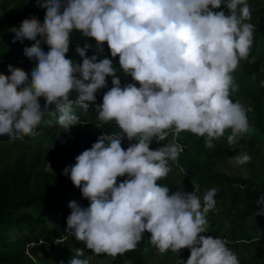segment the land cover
Wrapping results in <instances>:
<instances>
[{
	"label": "clouds",
	"instance_id": "1",
	"mask_svg": "<svg viewBox=\"0 0 264 264\" xmlns=\"http://www.w3.org/2000/svg\"><path fill=\"white\" fill-rule=\"evenodd\" d=\"M37 4L45 10L42 24L33 16L11 29L15 40L34 42L23 51L35 67L30 75L12 65L10 75L0 73V136L37 135L41 123H51L45 117L54 115L53 107L59 113L55 123L68 131L79 123L73 103L85 111L94 105L98 121L114 122L119 129L101 134L63 170L89 202L87 208L76 201L68 205L65 239L72 237L84 245L69 264H92L97 255L133 251L145 232L150 233L152 246L146 264L152 257L153 264H159L158 254L177 255L185 248L190 251L188 259L175 264H239L224 239L203 235L217 189L206 190L202 199L195 185L191 193L169 194L158 181L167 177L169 161H176L183 148L176 142L156 150L149 146L153 138L164 141L173 131L204 137V146L211 149L213 140L227 130L229 145L252 130L249 109L231 99L237 90L232 73L247 60L254 40L247 0H37ZM217 9H226L227 14ZM73 32L96 42L91 57L85 51L91 45L75 48L80 63L66 57ZM105 43L110 56L118 57L120 72L134 83L121 87L112 60L101 58ZM107 77L112 78V87L97 105L96 93L107 86ZM124 138L135 141L126 150L121 146ZM250 159L246 153L231 157L237 166ZM124 176L127 179L117 183ZM256 204V216H264V196ZM155 248L160 253H154ZM85 250L93 255L82 259Z\"/></svg>",
	"mask_w": 264,
	"mask_h": 264
},
{
	"label": "trees",
	"instance_id": "2",
	"mask_svg": "<svg viewBox=\"0 0 264 264\" xmlns=\"http://www.w3.org/2000/svg\"><path fill=\"white\" fill-rule=\"evenodd\" d=\"M13 1V0H12ZM264 0H247L251 8V20L255 26L252 49L247 60L240 61L239 67L232 73L237 90L231 94L233 102H241L246 109L251 131L239 137L235 144L229 145L227 130L223 137L213 140V148L204 146V137L189 132L179 134L169 132L164 141L153 138L150 150H156L170 142L179 143L183 150L176 161H169L171 171L166 178L158 181L169 188V194L179 191L191 193L193 185L199 188L197 195L216 188V205L207 214V231L203 235L219 237L227 242V247L238 257L239 264H264V216H256L259 205L256 201L264 196V169L260 157L255 154L264 147ZM0 0V73L10 75L8 65L31 73L35 62L24 55V48L31 47L33 41L15 40L13 27H19L24 19L36 17L42 24L45 10L38 6L37 0ZM226 9H217L216 11ZM39 39V37H38ZM86 49L91 57L96 42L73 32L66 57L80 63L76 54L77 46ZM45 52L46 44H41ZM112 60L120 78L121 87L134 83L131 77L124 76L119 70L118 57L110 56L107 44L103 45L101 58ZM111 77L106 78L107 86L96 93L95 104H101L103 95L111 87ZM139 87L138 84H136ZM75 93L70 99L75 100ZM39 103L43 108L44 99ZM51 108V106H50ZM73 112L79 117V123L68 131L55 123L59 113L53 107L54 115L46 116L37 128V135L24 136L23 139H10L0 136V264H55L49 256H54L56 264H69L77 248L83 243L68 237L52 244L55 237L66 236V218L70 215L69 203L76 201L83 208L89 206L80 190L75 188L68 176L63 175L65 167L73 165L75 158L87 150L104 133L119 132L114 122L101 123L97 120L94 105L85 111L73 103ZM43 137L42 142L39 137ZM37 139V143L33 141ZM130 143L122 139L125 150ZM238 153L251 157L247 162L246 174L230 172L223 165ZM49 166L47 167V165ZM254 169L255 172L252 170ZM127 179L118 177L117 183ZM58 212V214H56ZM55 213L53 220L50 215ZM41 237V244L32 246L30 253H24L29 240ZM150 233L145 232L143 239L133 251L118 254L115 257L97 255L92 264H146L152 246ZM93 255L85 250L86 258ZM189 249L180 250L178 260L186 261ZM173 260V259H172ZM175 264V263H174Z\"/></svg>",
	"mask_w": 264,
	"mask_h": 264
},
{
	"label": "rangeland",
	"instance_id": "3",
	"mask_svg": "<svg viewBox=\"0 0 264 264\" xmlns=\"http://www.w3.org/2000/svg\"><path fill=\"white\" fill-rule=\"evenodd\" d=\"M11 2L10 3H13L14 1H16V0H10ZM264 2V1H263ZM40 138V141L39 142H42V138L43 137H39ZM33 141H35V143H37V139L35 138ZM239 154V153H238ZM257 155H258V157H260L261 158V160H262V163H263V165H262V167H263V169H264V147H262L259 151H258V153H256L255 154V159H257ZM49 166V164L47 165V167ZM223 167H224V169H226V170H228V171H230V172H238V173H241V174H246L247 172H248V169H249V167H248V165H247V163L246 164H244V165H241V166H237V165H235L233 162H232V160L231 159H228L227 161H226V163L223 165ZM254 172H255V170L254 169H252ZM54 213H52L51 215H50V220H53V218H54ZM63 243L64 244H66V245H68L69 244V239L67 238V239H65V241H63ZM154 253H160L156 248H155V251H154ZM171 254V255H170ZM159 255H161V253L160 254H158V257H156V260L158 261V263L159 264H174V263H176V260L178 259V256L177 255H175L174 253H172L171 251H168V252H166V253H163V255H165V256H160L159 257ZM173 258V260L171 259V258ZM49 260H50V262L51 263H55L56 264V259H55V257L54 256H49ZM150 261H147L148 263L147 264H153V261H154V257H152V258H150L149 259ZM95 264H99V262H95Z\"/></svg>",
	"mask_w": 264,
	"mask_h": 264
},
{
	"label": "built area",
	"instance_id": "4",
	"mask_svg": "<svg viewBox=\"0 0 264 264\" xmlns=\"http://www.w3.org/2000/svg\"><path fill=\"white\" fill-rule=\"evenodd\" d=\"M55 214V213H54ZM56 214H58V212H56ZM64 236H60V237H55L52 239V244L55 245L57 242L64 240ZM43 242L41 237H37L36 240H29L26 242L25 244V248H24V253L29 254L30 253V248L32 246L41 244Z\"/></svg>",
	"mask_w": 264,
	"mask_h": 264
}]
</instances>
